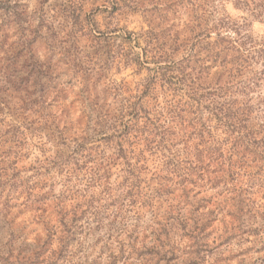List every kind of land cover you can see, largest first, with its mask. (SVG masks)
Returning a JSON list of instances; mask_svg holds the SVG:
<instances>
[{"label":"clouds","instance_id":"obj_1","mask_svg":"<svg viewBox=\"0 0 264 264\" xmlns=\"http://www.w3.org/2000/svg\"><path fill=\"white\" fill-rule=\"evenodd\" d=\"M0 264H264V0H0Z\"/></svg>","mask_w":264,"mask_h":264}]
</instances>
